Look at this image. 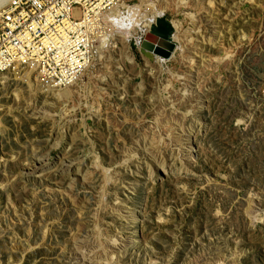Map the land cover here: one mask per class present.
I'll return each instance as SVG.
<instances>
[{
    "label": "rangeland",
    "instance_id": "rangeland-1",
    "mask_svg": "<svg viewBox=\"0 0 264 264\" xmlns=\"http://www.w3.org/2000/svg\"><path fill=\"white\" fill-rule=\"evenodd\" d=\"M140 1L68 96L0 76V264H264V0Z\"/></svg>",
    "mask_w": 264,
    "mask_h": 264
},
{
    "label": "built area",
    "instance_id": "built-area-1",
    "mask_svg": "<svg viewBox=\"0 0 264 264\" xmlns=\"http://www.w3.org/2000/svg\"><path fill=\"white\" fill-rule=\"evenodd\" d=\"M122 1L2 0L0 75L31 68L46 88L74 84L102 51L105 14Z\"/></svg>",
    "mask_w": 264,
    "mask_h": 264
},
{
    "label": "bare ground",
    "instance_id": "bare-ground-1",
    "mask_svg": "<svg viewBox=\"0 0 264 264\" xmlns=\"http://www.w3.org/2000/svg\"><path fill=\"white\" fill-rule=\"evenodd\" d=\"M2 0H0V2H1ZM122 5H124V0L122 1V2H120V5H117L114 9H112L110 12H108L107 13V15L105 14V32H107V35H106V37H103V39H102V41H101V45H102V51H100L99 52V54H98V57L96 58V60H95V62L92 64V66L90 67V68H88L83 74H82V76L79 78V79H83V77L84 76H86L92 69H93V67L95 66V64H96V62L98 61V60H100L101 58H102V55H103V53H104V48L107 46L106 44L108 43V41H109V39L110 38H108V36L112 33V31H113V29L114 28H112L110 25H111V22H110V20H112V18L114 19V17H115V15L119 12V10H120V6H122ZM125 6V5H124ZM123 6V7H124ZM151 7V8H155V6H154V4L153 3H149L148 5H146V3H145V0H141L140 1V4H138V5H136V6H134V7H129L131 10H133L134 8H135V10H138V9H140V7H141V9H142V7ZM136 7H139L138 9L136 8ZM133 8V9H132ZM157 11V10H156ZM134 13V12H133ZM161 13V12H160ZM156 14V13H155ZM120 15V14H119ZM131 15V14H130ZM129 15V16H130ZM133 17H135V15H132ZM133 17H132V19H133ZM160 15H155L154 17H152L151 19H146V20H144L143 22H142V26H141V28H145L146 30H147V34L148 33H150L151 31H152V29L154 28V27H156L157 25H159V20H160ZM121 18V17H120ZM116 19V18H115ZM115 21V20H114ZM157 21V22H156ZM154 22H156V25H153V23ZM175 23H174V25L176 24V28L178 29V27H180L181 25H180V23H179V21L177 22V21H174ZM114 25V24H113ZM150 30V31H149ZM179 30H181V28H179ZM115 31H116V29H115ZM114 31V32H115ZM146 34V35H147ZM112 35V34H111ZM124 36V35H123ZM125 37L126 38H129V36H126L125 35ZM145 39V38H144ZM182 41V40H181ZM110 42V41H109ZM143 42V41H142ZM115 46V45H114ZM155 46V45H154ZM157 46V45H156ZM140 47H141V51H142V43H141V45H140ZM142 53L144 54V56H146L148 59H153V57H154V55H155V53H153V52H150V51H142ZM130 61L131 62H134V60L133 59H130ZM33 72H38V73H40V71H38L37 69H33L32 70V72L30 73V75H29V77L32 75V73ZM40 75H41V73H40ZM40 75H38V77H40ZM0 76H4L3 74H1ZM79 81V80H78ZM77 81V82H78ZM77 82H75V83H77ZM73 85V84H72ZM48 87H51L50 89L52 90V92H56V91H58V93H57V96L58 97H66V96H68V92H69V90L67 89V88H69V86H65V88H63V87H61V86H59V87H57V86H51V85H47ZM71 86V85H70ZM171 86H172V84H171ZM167 87H168V85H167ZM186 142L187 143H190V141L189 140H186ZM161 143H162V141H161ZM144 144L145 143H141L140 145H138V146H136V149H134V150H132L127 156H126V160H131V159H135L137 156H139V155H141V149L144 147ZM140 147H141V149H140ZM154 158H155V161L157 162L158 161V159L156 158V155H154ZM194 158V156H193V152H192V150L191 149H189V152H188V160H189V162H188V160H187V162L185 163V166H183V167H181V168H184L185 167V170L186 171H188V172H192V159ZM160 161V160H159ZM157 162L158 163V166H157V168L158 167H162V168H165V162L163 161V160H161V162ZM150 165H149V167H150V172H151V174H153L156 170V166H154L155 164H153L152 162L151 163H149ZM105 175H106V184H105V189L109 186V183L111 182V174L107 171V170H105ZM103 192H105V190H103ZM122 203V202H121ZM249 208H252V205L250 204V207ZM249 212V211H248ZM251 214V213H250ZM255 214H253V218H256L257 220H259V219H263V217L262 216H260V215H258V216H260V217H258L257 215L256 216H254ZM117 241L118 240H116V239H114L113 237L110 239V255H114L115 254V251H114V249H115V247H116V245H117ZM133 241V240H132ZM78 250H80V247H77V250L76 251H78ZM77 258H79V256H77ZM220 264H224V263H221L220 262Z\"/></svg>",
    "mask_w": 264,
    "mask_h": 264
},
{
    "label": "water",
    "instance_id": "water-1",
    "mask_svg": "<svg viewBox=\"0 0 264 264\" xmlns=\"http://www.w3.org/2000/svg\"><path fill=\"white\" fill-rule=\"evenodd\" d=\"M175 49L176 44L171 37L158 27H154L142 42V51H150L163 58H169Z\"/></svg>",
    "mask_w": 264,
    "mask_h": 264
},
{
    "label": "trees",
    "instance_id": "trees-1",
    "mask_svg": "<svg viewBox=\"0 0 264 264\" xmlns=\"http://www.w3.org/2000/svg\"><path fill=\"white\" fill-rule=\"evenodd\" d=\"M158 28H161L169 37L174 34V28L172 24L167 19H160Z\"/></svg>",
    "mask_w": 264,
    "mask_h": 264
}]
</instances>
